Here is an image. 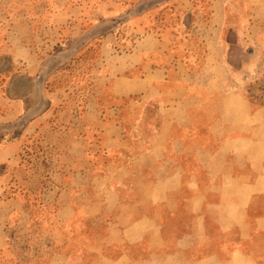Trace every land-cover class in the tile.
<instances>
[{
	"label": "crops",
	"instance_id": "crops-1",
	"mask_svg": "<svg viewBox=\"0 0 264 264\" xmlns=\"http://www.w3.org/2000/svg\"><path fill=\"white\" fill-rule=\"evenodd\" d=\"M212 4L262 11L264 43V0ZM146 40L120 57L115 96L95 103L97 134L79 137L99 213L65 178L54 218L68 229L48 264H264V107L230 87L215 45L193 70L167 36Z\"/></svg>",
	"mask_w": 264,
	"mask_h": 264
},
{
	"label": "rangeland",
	"instance_id": "rangeland-1",
	"mask_svg": "<svg viewBox=\"0 0 264 264\" xmlns=\"http://www.w3.org/2000/svg\"><path fill=\"white\" fill-rule=\"evenodd\" d=\"M212 2L0 0V264H48L62 248L68 228L54 214L71 190L65 178L99 213L93 171L79 174V137L97 134L87 119L115 96L120 57L147 33L167 36L193 70L215 45L230 87L264 107L263 12Z\"/></svg>",
	"mask_w": 264,
	"mask_h": 264
}]
</instances>
